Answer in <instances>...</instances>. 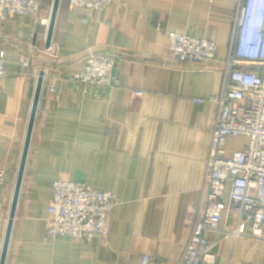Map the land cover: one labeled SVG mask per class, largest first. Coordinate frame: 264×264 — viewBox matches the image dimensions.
<instances>
[{
	"label": "crops",
	"instance_id": "0c3cea01",
	"mask_svg": "<svg viewBox=\"0 0 264 264\" xmlns=\"http://www.w3.org/2000/svg\"><path fill=\"white\" fill-rule=\"evenodd\" d=\"M54 0L38 17L0 19V56L10 72L0 80V260L38 82L47 69L6 264H180L192 233L187 219L204 193L218 96L238 0H126L84 23L86 11L61 0L51 44ZM170 33L217 44L207 68L171 56ZM90 53L116 58L118 84L109 92L71 81ZM29 59V68L21 63ZM264 73V67H256ZM55 87V93L49 91ZM144 92L136 96L135 91ZM89 91V89H88ZM230 138L227 149H236ZM81 181L118 198L107 238H46L55 181ZM226 223L236 227L230 215ZM217 264H264V240L208 231Z\"/></svg>",
	"mask_w": 264,
	"mask_h": 264
},
{
	"label": "built area",
	"instance_id": "2783aa9c",
	"mask_svg": "<svg viewBox=\"0 0 264 264\" xmlns=\"http://www.w3.org/2000/svg\"><path fill=\"white\" fill-rule=\"evenodd\" d=\"M44 0H0V19L14 15L38 17ZM126 0H70L71 8L86 11L84 23L93 22L98 12L108 5ZM49 24L48 20H41ZM171 56L179 63H199L207 68L217 58L215 41L188 33H170ZM49 54L55 53L51 44ZM21 63L29 68L28 57ZM227 72L220 95L198 98V103L218 107L207 159L204 193L198 207L191 208L187 219L192 233L180 264H217L216 243L207 238L208 231L223 229L226 236L251 237L264 240V0H238L235 25L227 55ZM116 58L108 53H90L71 81L86 90L109 93L117 84L114 77ZM47 69H37V74ZM10 75L4 54L0 56V80ZM89 89V91H88ZM50 93H55L53 85ZM136 96L144 94L136 90ZM230 138H246L242 147L229 153ZM3 174H0V181ZM118 198L109 191L97 190L81 181H55L49 204L46 238L59 236L73 240L107 238L111 214ZM233 215L236 227L223 219ZM153 259L142 256L141 264Z\"/></svg>",
	"mask_w": 264,
	"mask_h": 264
},
{
	"label": "water",
	"instance_id": "95a60500",
	"mask_svg": "<svg viewBox=\"0 0 264 264\" xmlns=\"http://www.w3.org/2000/svg\"><path fill=\"white\" fill-rule=\"evenodd\" d=\"M60 1L61 0H54V2H53L52 14H51V18H50L48 35H47V40H46L47 46H49L52 42L53 32H54V28H55V24H56V19H57V14H58V10L60 7ZM43 84H44V72H41L39 75V78H38V82H37L36 93H35L34 102H33V108H32V112H31L27 136H26V140H25L24 151H23L20 170H19L18 179H17V183H16L14 198H13V202H12V206H11V211H10V216H9V221H8V227H7V231H6V235H5V240H4L0 264H6V259H7L8 249H9L10 240H11L14 218L16 215V209H17L18 200L20 197V191H21L22 182H23V178H24V172H25L28 154H29V150H30L32 134H33V130H34V124H35V120H36L37 109H38V105H39V101H40V96H41Z\"/></svg>",
	"mask_w": 264,
	"mask_h": 264
},
{
	"label": "rangeland",
	"instance_id": "374dc122",
	"mask_svg": "<svg viewBox=\"0 0 264 264\" xmlns=\"http://www.w3.org/2000/svg\"><path fill=\"white\" fill-rule=\"evenodd\" d=\"M51 45V44H50ZM49 45V46H50ZM47 46V47H49ZM41 73V72H40ZM39 74H36L38 75V78H39ZM45 77H46V74H44V81H45ZM247 141L246 138H238V139H234V141L232 142V144L234 145L235 148H239L240 146H242V144H244L245 142Z\"/></svg>",
	"mask_w": 264,
	"mask_h": 264
}]
</instances>
